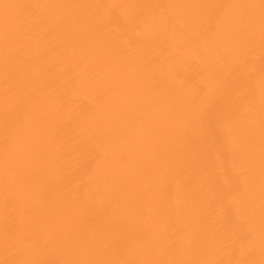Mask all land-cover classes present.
Masks as SVG:
<instances>
[{
  "label": "bare ground",
  "instance_id": "bare-ground-1",
  "mask_svg": "<svg viewBox=\"0 0 264 264\" xmlns=\"http://www.w3.org/2000/svg\"><path fill=\"white\" fill-rule=\"evenodd\" d=\"M0 264H264V0H0Z\"/></svg>",
  "mask_w": 264,
  "mask_h": 264
}]
</instances>
